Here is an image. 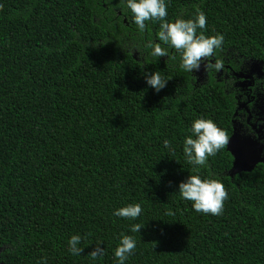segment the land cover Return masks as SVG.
<instances>
[{
    "label": "trees",
    "instance_id": "16d2710c",
    "mask_svg": "<svg viewBox=\"0 0 264 264\" xmlns=\"http://www.w3.org/2000/svg\"><path fill=\"white\" fill-rule=\"evenodd\" d=\"M165 4L140 31L125 0H0V264H116L122 234L136 241L125 264H264V165L233 174L225 145L195 172L182 150L196 119L254 138L232 72L254 79L264 132V0ZM198 13L197 34L223 37L201 70L222 67L203 77L156 35ZM152 72L167 80L159 92L145 83ZM195 174L223 184L220 215L181 198ZM129 204L141 206L135 220L113 215Z\"/></svg>",
    "mask_w": 264,
    "mask_h": 264
},
{
    "label": "clouds",
    "instance_id": "9594fccd",
    "mask_svg": "<svg viewBox=\"0 0 264 264\" xmlns=\"http://www.w3.org/2000/svg\"><path fill=\"white\" fill-rule=\"evenodd\" d=\"M126 7L133 14V22L140 31L145 29V21L161 20L167 16L165 0H125ZM206 18L203 13H198L195 19H177L171 23L160 24L157 39L170 48L180 53V66L185 72L201 70V61L213 55L214 49L219 48L223 37L220 35L205 37L197 34V29L205 28ZM153 55L156 57H169L167 48L159 44L153 46ZM205 69L215 68L219 71L222 67L219 61L215 64L204 65ZM144 80L147 86L155 92L162 90L167 83L158 72L145 74ZM191 135L183 140V154L187 161L193 165V171L198 172V166L205 164L206 158L215 154L221 147L228 143L225 133L211 120L196 119L190 128ZM165 148L169 147L167 140L163 141ZM177 191L182 199L190 201L196 212H203L213 216L220 215L223 210V202L227 198L224 186L217 180L201 179L198 174L188 175L185 180L177 185ZM142 212L139 204H129L118 208L113 212L114 216L135 220ZM139 224H133L132 232L138 233ZM80 237L73 235L68 240L69 250L73 255H79L82 249L78 247ZM136 246V241L127 235H121L119 243L114 250L116 264H125L127 257ZM92 259L104 255L101 247H96L89 254Z\"/></svg>",
    "mask_w": 264,
    "mask_h": 264
},
{
    "label": "water",
    "instance_id": "95a60500",
    "mask_svg": "<svg viewBox=\"0 0 264 264\" xmlns=\"http://www.w3.org/2000/svg\"><path fill=\"white\" fill-rule=\"evenodd\" d=\"M244 80L250 76H244ZM261 109V108H260ZM262 114V111H260ZM238 128H234L228 138L226 150L232 157V173H250L258 164L264 165V140L263 126H261L252 137H242L238 133Z\"/></svg>",
    "mask_w": 264,
    "mask_h": 264
},
{
    "label": "flooded vegetation",
    "instance_id": "af4514ba",
    "mask_svg": "<svg viewBox=\"0 0 264 264\" xmlns=\"http://www.w3.org/2000/svg\"><path fill=\"white\" fill-rule=\"evenodd\" d=\"M224 68H227V66H223ZM223 68V69H224ZM205 67L202 68V70L198 73L199 77H203L205 75ZM221 73V71H220ZM219 73V74H220ZM222 74V73H221ZM231 79H233L235 82L232 84V87H240L239 91H246V93H244V95H237L236 99L238 100L237 102V111H243V113L246 115V119L245 122L247 123L248 127L250 128V130L252 131L253 135L256 134V131L261 127V117L263 115V113L261 114V116H259V113L257 112H252L253 108H257V110H260V106L256 105L257 102L255 100V96H251V90L250 87L254 84V79H252V77L250 76L249 81L244 80L243 75L240 73H235L232 72L230 73ZM234 97H235V93H234ZM251 105V106H250ZM252 110V111H251ZM252 112V113H251ZM241 116H243L242 113H239ZM237 115V113H236ZM261 143H264V140L261 141Z\"/></svg>",
    "mask_w": 264,
    "mask_h": 264
}]
</instances>
